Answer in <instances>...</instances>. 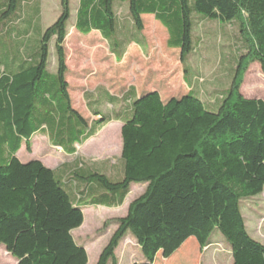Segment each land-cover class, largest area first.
Instances as JSON below:
<instances>
[{"label":"trees","instance_id":"16d2710c","mask_svg":"<svg viewBox=\"0 0 264 264\" xmlns=\"http://www.w3.org/2000/svg\"><path fill=\"white\" fill-rule=\"evenodd\" d=\"M21 4L0 0V33L19 42L15 55L0 52L6 62L0 63V245L16 264H87L85 248L71 234L83 223V208L120 207L137 183L143 192L113 220L95 264H118L116 249L128 235L141 252L133 264H155L158 254L171 257L189 238L200 249L209 246L215 230L231 264H264V243L250 235L241 213L243 201L264 187V99L241 93L251 64L264 75V0H78L75 30L98 32L117 58L130 42H140L143 15L166 30L167 46L179 51L181 63L194 49L193 28L203 21L231 26L230 36L223 35L235 48L221 67L227 82L208 93L211 101L196 88L165 100L156 90L138 96L133 87L122 96L99 90L85 96L90 122L73 108L66 80L69 0H60L51 25H36L33 43L35 24H22ZM51 42L54 72L47 69ZM112 119L122 123L115 173L113 165L74 156L75 143ZM35 135L74 159L53 169L37 159L21 161L18 151L30 150Z\"/></svg>","mask_w":264,"mask_h":264},{"label":"rangeland","instance_id":"374dc122","mask_svg":"<svg viewBox=\"0 0 264 264\" xmlns=\"http://www.w3.org/2000/svg\"><path fill=\"white\" fill-rule=\"evenodd\" d=\"M78 0H69L70 18L66 22L64 41L65 63L67 66L66 80L73 106L88 121L94 117L88 113L82 94L87 90L105 88L114 95L133 87L138 93L158 91L163 100L186 94L191 88L198 89L200 96L211 101L208 93L220 88L227 82V74L222 65L231 52L234 53L233 42L223 33L229 34V27L218 21H203L193 28V50L181 63L179 51L167 46L166 30L151 15L142 16L143 30L140 42H130L121 58L108 49L107 43L98 32L92 31L82 35L75 30V12ZM40 7V18L36 21L35 7ZM22 24L34 27L32 43L37 37L36 25L46 28L59 16L60 0H22ZM120 19L125 15L123 7L119 12ZM35 20V21H34ZM33 21V23H32ZM1 25V24H0ZM19 42L10 35L0 33V52L16 54ZM21 56L23 53L21 52ZM3 58L0 63L4 65ZM56 64L53 43H49L47 69L54 72ZM187 68V72L185 71ZM1 69V68H0ZM193 86V87H192ZM100 88L98 90H100ZM241 93L246 98L264 99V75L258 63L251 64L244 74ZM109 106L107 107L108 110ZM101 109V108H100ZM104 110V107H103ZM93 118V119H92ZM76 156L87 164L104 162L105 166L115 173L121 153V136L119 126L108 123L94 137L83 144H74ZM20 158L38 156L44 165L56 168L59 164L73 160L52 147L46 136H37L30 150L24 147L19 152ZM110 175V174H109ZM116 180L115 176H111ZM142 184H132L120 207L86 206L83 208L84 220L80 227L71 234L76 243L82 245L88 256L87 264H95L98 255L115 229L113 220L126 214L129 203L144 190ZM241 213L250 235L264 243V187L263 192L253 198L246 199L241 205ZM211 244L200 249L194 238L187 239L183 245L169 258L158 254L155 264H231L230 250L220 232L215 230ZM184 248V250H182ZM182 251V252H181ZM183 254H185L183 256ZM118 264H133L141 258L140 249L130 235L123 239L117 249ZM0 264H16L15 259L0 245Z\"/></svg>","mask_w":264,"mask_h":264},{"label":"crops","instance_id":"0c3cea01","mask_svg":"<svg viewBox=\"0 0 264 264\" xmlns=\"http://www.w3.org/2000/svg\"><path fill=\"white\" fill-rule=\"evenodd\" d=\"M143 16H145V15H143ZM160 24V23H159ZM161 25V24H160ZM176 50V49H175ZM70 88V87H69ZM100 88V87H99ZM98 87L97 88H95L94 90H87V91H85V93H83L82 94V98L84 99V105H85V108H86V110L88 111V109H87V107H86V103H85V96H86V94L87 93H90V94H92V95H94L97 91H99L98 89H99ZM100 90H106V92L107 93H109V94H112V92H110L109 90H107V89H105V88H100ZM126 91H128V90H126ZM125 91V92H126ZM125 92H123V93H121L120 95H115V96H122ZM70 95V94H69ZM114 95V94H113ZM136 95L138 96V95H140V93H138V91H136ZM71 99V98H70ZM72 101V100H71ZM72 106H73V103H72ZM73 108L74 109H76L74 106H73ZM111 108H110V106H109V108H108V110H110ZM114 109H117L118 110V108L117 107H115ZM77 110V109H76ZM78 111V110H77ZM79 112V111H78ZM80 113V112H79ZM88 113H89V111H88ZM85 119H87L88 120V118H86L85 117V115H83L82 113H80ZM93 119V118H92ZM90 121H92V120H90ZM110 122H114V123H116L118 126H119V132H120V130H121V126H122V123L119 121V120H116V119H112V120H110L108 123H110ZM108 123H106L105 125H103L100 129L102 130ZM100 129L98 130V131H100ZM97 131V132H98ZM97 132H96V134H97ZM37 136H45V135H35L33 138H32V141H31V145H32V143L34 142V139H35V137H37ZM95 136V134L93 135V136H91L90 138H92V137H94ZM89 138V139H90ZM88 140V139H87ZM86 140V141H87ZM85 141V142H86ZM84 143V142H83ZM82 143V144H83ZM51 144V143H50ZM51 146L52 147H54V148H56L58 151H60L61 153H63V150H62V148L61 147H58V146H54L53 144H51ZM24 146H22L21 147V149L23 148ZM25 148V147H24ZM21 149L18 151V153H17V156H18V158L21 160V161H26L27 159H29V158H32V159H37V160H39V161H41L42 163H43V161L40 159V157H38V156H35V157H29V158H20V156H19V152L21 151ZM64 155H66L65 153H63ZM75 155L74 156H76V151H75V153H74ZM121 154V153H120ZM78 157V156H77ZM73 159H74V157H73ZM65 163V162H64ZM44 164V163H43ZM50 168V167H49ZM53 169V168H52ZM122 206V205H121Z\"/></svg>","mask_w":264,"mask_h":264}]
</instances>
